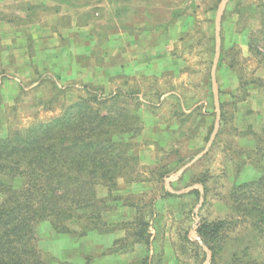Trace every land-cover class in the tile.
<instances>
[{"label": "rangeland", "instance_id": "obj_1", "mask_svg": "<svg viewBox=\"0 0 264 264\" xmlns=\"http://www.w3.org/2000/svg\"><path fill=\"white\" fill-rule=\"evenodd\" d=\"M221 2L192 4L188 32L157 55L156 65L90 80L83 73L96 70L91 61L104 60L100 49L94 58L77 55L73 67L52 64L63 53L57 48L69 45L63 35L70 18L60 15V0H0V136L58 116L88 93L115 97L116 108L125 106L143 122L138 172L131 175L142 181L120 180L101 230L70 222L61 232L38 223L46 264H138L146 256L151 264H210L198 228L220 219L236 221L222 236L221 264L235 252L264 257V233L231 199L236 185L263 172L256 146L264 135V64L250 49V35L261 27L264 0L226 2L218 45ZM147 40L154 44L156 36ZM138 218L149 246L129 236Z\"/></svg>", "mask_w": 264, "mask_h": 264}, {"label": "trees", "instance_id": "obj_2", "mask_svg": "<svg viewBox=\"0 0 264 264\" xmlns=\"http://www.w3.org/2000/svg\"><path fill=\"white\" fill-rule=\"evenodd\" d=\"M261 6V27L251 33L250 49L264 64V3ZM115 100L88 93L66 105L58 116L0 136V264H46L38 247V223L48 221L61 232H67L70 222L89 231L101 230L113 210L107 199L115 200L112 194L120 180L142 181L131 175L138 172L137 138L143 122L125 106L116 108ZM256 147V163L263 172L236 185L231 199L233 207L262 234L264 135ZM137 220L129 236L134 237L132 242L145 241L149 246L145 223ZM235 222L220 219L200 224L198 233L212 253L210 264H221L222 236ZM138 264H151V259L146 256ZM223 264H264V257L258 260L235 252Z\"/></svg>", "mask_w": 264, "mask_h": 264}, {"label": "crops", "instance_id": "obj_3", "mask_svg": "<svg viewBox=\"0 0 264 264\" xmlns=\"http://www.w3.org/2000/svg\"><path fill=\"white\" fill-rule=\"evenodd\" d=\"M60 2L63 4L60 15L70 18L68 33L63 35L69 45L62 44L57 48L63 53L58 58L51 59L52 64L73 67L77 63L74 62L77 55L84 54L89 59L94 58L95 51L100 49L104 60L97 63L91 61L90 65L97 66L96 70L83 73L90 80L107 74L131 72L132 69L144 72V69L156 65L160 60L157 55L165 53L183 33L188 32V25L196 15L191 5L196 7L199 4V0ZM223 12L224 9L221 14ZM107 25L109 28L104 31L103 28ZM101 30L106 35L103 39L100 38ZM72 34H78V39L72 40ZM149 34L156 36L154 44L147 40ZM115 57L119 58L113 60Z\"/></svg>", "mask_w": 264, "mask_h": 264}, {"label": "water", "instance_id": "obj_4", "mask_svg": "<svg viewBox=\"0 0 264 264\" xmlns=\"http://www.w3.org/2000/svg\"><path fill=\"white\" fill-rule=\"evenodd\" d=\"M229 0H223L219 6V10H218V13H217V19H216V34H217V44L219 45V40H220V28H221V13L223 11V9L225 8L226 6V2H228ZM218 45H217V48H218Z\"/></svg>", "mask_w": 264, "mask_h": 264}]
</instances>
